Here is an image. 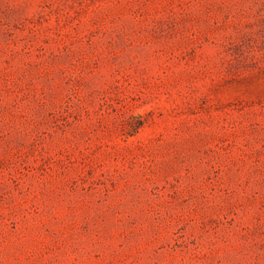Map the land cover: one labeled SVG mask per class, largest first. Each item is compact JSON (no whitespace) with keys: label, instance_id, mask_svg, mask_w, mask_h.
Masks as SVG:
<instances>
[{"label":"rangeland","instance_id":"rangeland-1","mask_svg":"<svg viewBox=\"0 0 264 264\" xmlns=\"http://www.w3.org/2000/svg\"><path fill=\"white\" fill-rule=\"evenodd\" d=\"M0 264H264V0H0Z\"/></svg>","mask_w":264,"mask_h":264}]
</instances>
